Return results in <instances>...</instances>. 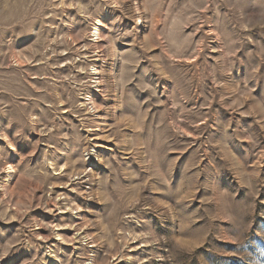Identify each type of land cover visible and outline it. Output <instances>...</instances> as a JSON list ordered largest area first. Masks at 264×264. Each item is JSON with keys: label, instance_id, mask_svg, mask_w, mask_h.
Instances as JSON below:
<instances>
[{"label": "rangeland", "instance_id": "rangeland-1", "mask_svg": "<svg viewBox=\"0 0 264 264\" xmlns=\"http://www.w3.org/2000/svg\"><path fill=\"white\" fill-rule=\"evenodd\" d=\"M0 264H264V0H0Z\"/></svg>", "mask_w": 264, "mask_h": 264}, {"label": "bare ground", "instance_id": "bare-ground-1", "mask_svg": "<svg viewBox=\"0 0 264 264\" xmlns=\"http://www.w3.org/2000/svg\"><path fill=\"white\" fill-rule=\"evenodd\" d=\"M138 14V13H137ZM97 105V104H96ZM11 168V167H10ZM10 174V173H9ZM66 206V205H65ZM63 210V209H62ZM61 212V211H60ZM64 213V212H63ZM58 236H60V235H58ZM61 237V236H60ZM62 241H64V240H62ZM70 240H68V242H69ZM72 242V241H71ZM67 243V242H66ZM65 243V244H66ZM73 248V247H72Z\"/></svg>", "mask_w": 264, "mask_h": 264}]
</instances>
